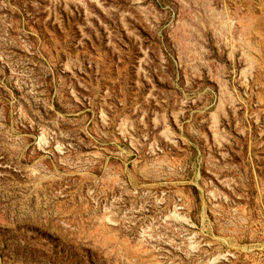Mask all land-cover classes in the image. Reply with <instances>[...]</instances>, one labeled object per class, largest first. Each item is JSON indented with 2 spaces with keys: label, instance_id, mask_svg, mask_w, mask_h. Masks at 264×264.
I'll return each mask as SVG.
<instances>
[{
  "label": "rangeland",
  "instance_id": "obj_1",
  "mask_svg": "<svg viewBox=\"0 0 264 264\" xmlns=\"http://www.w3.org/2000/svg\"><path fill=\"white\" fill-rule=\"evenodd\" d=\"M0 264H264V0H0Z\"/></svg>",
  "mask_w": 264,
  "mask_h": 264
}]
</instances>
